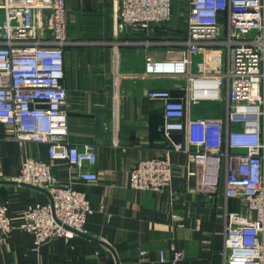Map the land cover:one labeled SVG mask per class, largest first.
<instances>
[{
  "label": "built area",
  "instance_id": "1",
  "mask_svg": "<svg viewBox=\"0 0 264 264\" xmlns=\"http://www.w3.org/2000/svg\"><path fill=\"white\" fill-rule=\"evenodd\" d=\"M114 16L120 27L148 30L171 21L173 0H117ZM66 28V0H0V122L20 147L47 145L48 161L26 158L15 180L50 197L44 205L28 206L16 223L0 204V237L18 229L32 234L36 247L84 234L91 211L82 192L55 176L52 163L64 160L82 182L98 179L95 146L68 141ZM166 44L181 46V55L165 61L148 56L145 75L182 80V93L147 92L162 110L165 149L132 167L130 188H168V154L185 153L196 165L189 175L199 193L210 197L223 182L226 198L241 205L224 214V264H264V0H188L186 40ZM207 49L224 52L220 71L192 68V56ZM216 104L223 114L194 115L193 109ZM175 133L183 140H175ZM182 259L175 252L171 262Z\"/></svg>",
  "mask_w": 264,
  "mask_h": 264
},
{
  "label": "crops",
  "instance_id": "2",
  "mask_svg": "<svg viewBox=\"0 0 264 264\" xmlns=\"http://www.w3.org/2000/svg\"><path fill=\"white\" fill-rule=\"evenodd\" d=\"M66 6L68 141L95 146L98 179H76L64 160L53 162L52 170L83 193L91 211L85 233L69 239L36 247L32 234L18 229L0 237V264H172L175 252L183 255L177 264H224V214L242 208L236 199L226 198L223 182L210 197L199 193L189 175L196 165L185 153L170 152L168 188L137 191L129 185L132 167L164 154L162 110L147 92L169 88L179 97L183 81L147 77L146 58L165 61L181 55V46L166 42L186 40L188 0H173L171 21L142 31L119 26L117 0H66ZM191 64L195 71H220L224 52L198 51ZM193 111L202 117L223 114L219 104ZM174 138L182 141L183 135L175 133ZM28 157L48 161L47 145L20 147L0 122V204L15 223L28 206L44 205L50 198L44 190L16 182Z\"/></svg>",
  "mask_w": 264,
  "mask_h": 264
}]
</instances>
